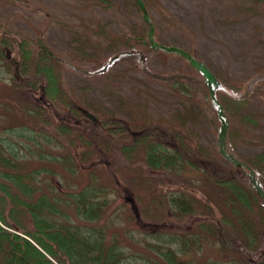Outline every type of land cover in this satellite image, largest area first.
Instances as JSON below:
<instances>
[{
    "label": "trees",
    "instance_id": "1",
    "mask_svg": "<svg viewBox=\"0 0 264 264\" xmlns=\"http://www.w3.org/2000/svg\"><path fill=\"white\" fill-rule=\"evenodd\" d=\"M135 5L142 12L136 1ZM144 6L149 17L147 23L142 12L143 21L148 25L146 32L106 38L108 48L123 46L120 54L125 59L131 57L133 51H138V44L153 48L148 33L152 28L155 41L154 21L148 13L149 5L144 3ZM177 28L181 30L178 25ZM10 35L13 36L6 27L0 26V62L12 73L8 85L3 87L14 96L25 88L30 89L31 94L30 100L24 102L15 97V103L7 99L5 111L10 112L15 121L24 120L21 128H26L34 137L37 131L27 128V122H39L45 127H52L53 123L42 105L53 104L60 110L66 108L69 114L61 115V120L54 117L57 132L38 131L42 138L48 139L45 143L52 140L54 142L51 143L57 144V138L61 137V158L34 152L30 159L42 164L61 160L62 175L64 169L66 174L80 171L87 184L84 188L83 184L76 185L78 191L72 192L71 188H58L50 178H42V174L53 176L54 172L43 165L26 169L27 157L18 155L14 142L0 140V223L31 240L0 226V264H54L53 261L57 264H264V249H261L264 243V202L242 177L243 170L225 159L223 162L226 164L222 165L204 153L189 133L174 128L168 120L127 121L109 113L102 117L91 113L98 120V124H94L82 113V109H86L71 102L61 89L60 74L56 69L60 60L43 47L41 39L33 42L20 40L19 60L15 63L9 61V46L14 45L8 38ZM173 46L180 48L176 44ZM61 66L64 68L62 62ZM18 70L23 80L17 79ZM168 83L178 91V95L187 86L177 76ZM36 90L41 91L42 103L32 94ZM245 94L250 95L248 89ZM224 97L227 99L229 96L224 93ZM248 97H232L227 105L232 101L242 105ZM254 117V113L248 111L241 114L248 124L255 123ZM28 118L31 119L26 120ZM78 120H81L80 126ZM182 122L180 119L179 123ZM14 129L15 126H9L0 128V131L6 132L5 136L9 138L10 131ZM142 129H147V132L135 137L130 134ZM34 138L32 147L38 144V137ZM168 138L172 142H167ZM42 145L40 142L37 147L41 149ZM113 146L117 147L115 154L123 156L127 162L128 169L138 168L143 172V164L146 172L154 176L159 193H162L157 195L152 191L150 196H157L145 199L146 193L140 191L144 177L123 173L122 168L127 167L124 163L123 166L103 165L99 160L108 156ZM243 163L253 170L264 189V155L257 154L253 160ZM80 164L87 166L80 167ZM97 168L104 172L97 175L100 184L94 185L92 178ZM187 169L195 174L190 179L184 177ZM194 171H200V175ZM167 180L170 183L165 185ZM105 188L114 190L118 198L107 199L103 194ZM117 200L118 207L124 212L126 225L131 229L137 226L138 233L144 237L141 243H145V247L140 244L137 251L131 249L140 241L127 239L121 232L119 234V227L113 222L112 218L117 219L113 213L116 210L113 201ZM15 203L22 207L18 212L12 209ZM163 205L168 207L165 212ZM19 212L25 214L24 219L20 220ZM139 219L144 227L138 224ZM28 223L30 229L27 228ZM150 237L158 242L150 241ZM207 241L218 245L221 256L203 252L192 261V256L196 255L195 252L200 253V247Z\"/></svg>",
    "mask_w": 264,
    "mask_h": 264
},
{
    "label": "rangeland",
    "instance_id": "2",
    "mask_svg": "<svg viewBox=\"0 0 264 264\" xmlns=\"http://www.w3.org/2000/svg\"><path fill=\"white\" fill-rule=\"evenodd\" d=\"M143 2L149 5L148 13L154 21L155 41L167 46L176 44L192 53L221 83L223 88L216 91V98L221 106L224 104L222 108L228 121L227 150L243 162L253 160L257 154L264 155V81H262L264 80V0H143ZM173 22H177L176 25H173ZM0 26L6 27L14 36L8 37L14 45L7 46L11 47L9 61L15 63L19 60L20 40L33 42L37 38L41 39L43 47L49 49L60 60V65L56 69L60 74L61 89L78 107L100 117L109 113L127 121L168 120L170 125L174 124H172L174 128L189 133L197 145L205 151L204 153L211 155L222 165L226 164L218 150L220 122L210 97L207 98L209 89L203 83V77L185 58L176 53L138 44V51H133L131 57L125 59L120 56L111 61L114 56L122 53L123 46L108 48L106 38H114L121 34L136 36L148 30L142 12L135 5L134 0H0ZM33 48L34 45L31 44V49ZM9 75L12 78L11 69L8 71L0 62L2 79L0 128L15 126V129L10 131L9 138L5 136L6 132L0 131L1 142L8 140L14 142L18 155L27 157L26 169L43 165L45 169L54 172L53 176H49V173L42 174V178H50L58 188L61 186L63 190L71 188V192L78 191L76 185L83 184L82 188H84L87 182L84 183L85 177L82 172L66 174L64 169L62 175L61 160L42 164L38 160L34 162V159H30L34 152L61 158V137L57 138L59 140L57 144L51 143L54 142L52 140L50 143H45L48 139L42 138L38 131L47 129L49 132H57L58 125L54 123V117L56 120H61V115L69 114L68 110L64 107L60 110L53 104L47 106L43 103L45 114L49 115L53 123L52 127H45L39 122H27V128H34L37 131L34 137H38L36 138L38 144L32 147L31 141L35 138L26 128L20 126L24 120L15 121L11 117L12 114L4 109L7 99L11 103L16 102L13 97L21 99L22 102L30 100V89L21 90L17 96L9 94L3 87L8 85ZM16 75L17 79L23 80L19 70ZM175 76L185 81L187 85L186 89L180 92L181 95H178V91L172 89L168 83ZM29 87H31L30 83ZM247 89L250 95L245 94ZM222 91L227 97L229 96L227 99ZM32 94L40 101L42 97L40 90L32 91ZM242 95L249 96L247 102L238 105L232 101L227 105L232 97L238 98ZM244 111L254 113L255 123L248 124L244 118H241ZM29 119L31 118L26 120ZM180 119L182 123H179ZM80 122L81 120L77 121L79 126ZM138 127L133 126V128ZM169 140L167 142H172ZM40 142L43 143L41 149L37 147ZM114 146L109 155L102 156L99 161L105 166L125 164L127 167L122 168L123 173L144 177L140 191L146 193L145 199L152 197L150 196L152 191L154 194H161L157 182L153 179L154 176L146 172L144 165L142 164L143 172L138 168L128 169L123 156L115 154L117 147ZM139 150L144 151L143 148ZM3 152L8 154L4 150ZM82 166L87 165L80 164V167ZM192 171L187 169L184 177L190 179L195 175ZM100 172L104 171L100 168L95 170L92 178L94 185L100 184V178L97 176ZM194 172L200 175V171ZM242 177L247 181L245 174ZM169 183L170 181L167 180L165 185ZM136 186H139V183ZM11 191L15 190L11 189ZM103 194L109 200L118 198L114 190L105 188ZM197 194L200 195L199 192ZM113 202L116 208L113 213L117 219H112L119 227V234L121 232L127 239L140 241L139 244H134L131 250L137 251L141 245L145 247V243H141L144 237L138 233V227L134 226L135 229L128 227L124 212L118 207V200ZM163 206L164 212L168 210L166 205ZM21 208L15 203L12 209L18 212ZM18 215L20 220L24 219V213L19 212ZM138 224L141 227L145 225L141 219L138 220ZM0 226L9 232L28 238L2 223ZM29 226L30 223L28 229ZM150 239L152 242L157 241L155 238L150 237ZM262 245L261 249H264V243ZM171 247L176 249L174 245ZM199 250L201 252H195L192 261L203 252L214 257L221 256L216 243L214 245L208 241L204 242ZM45 256L52 260L47 254ZM53 263L57 264L55 261Z\"/></svg>",
    "mask_w": 264,
    "mask_h": 264
},
{
    "label": "water",
    "instance_id": "3",
    "mask_svg": "<svg viewBox=\"0 0 264 264\" xmlns=\"http://www.w3.org/2000/svg\"><path fill=\"white\" fill-rule=\"evenodd\" d=\"M137 2V4L139 5L140 9L143 12V18L146 22H149V17L147 15V11L145 9L144 3L142 0H135ZM148 38L149 41L151 43V46L153 48L156 49H160L166 52H172V53H176L179 54L181 56H183L185 59L188 60V62L190 63V65L199 72V74L203 77V83L205 84V86L209 89V95L212 101V106L215 108L216 110V114H217V119L220 122V127L218 130V138H217V144H218V150L219 153L227 160L229 161L231 164H233L236 167L242 168L244 169L246 167V164H244L243 162L239 161L237 158H235L231 153H229L227 151L226 148V134H227V117L223 112V108L221 106V104L218 102L217 98H216V91L218 89H222V85L219 82V80L214 76V74L208 69V67L201 61L195 59L194 57H192L189 53H187L186 51L174 47V46H164L162 44H159L157 42L154 41L153 38V29L150 28L149 33H148ZM123 54H119L116 55L115 57L112 58L111 61L119 58L120 56H122ZM82 111L86 114V116L90 119H94V116L92 114H90L89 112H87L86 110ZM248 172H246V176L250 182L251 188L252 190L256 193V195L260 198V200H262L264 202V190L261 187V185L259 184L257 178L255 177V174L253 172L252 169L248 168Z\"/></svg>",
    "mask_w": 264,
    "mask_h": 264
},
{
    "label": "flooded vegetation",
    "instance_id": "4",
    "mask_svg": "<svg viewBox=\"0 0 264 264\" xmlns=\"http://www.w3.org/2000/svg\"><path fill=\"white\" fill-rule=\"evenodd\" d=\"M94 124H98V120L95 118L94 120H91ZM141 132H138V133H133V132H130V134H132L133 135V137H135V136H139V135H141V134H145L146 132H147V129H142V130H140ZM129 132V131H128ZM154 134V133H153ZM155 134H157V133H155ZM156 138V137H155ZM158 138V137H157ZM156 138V139H157ZM169 139V138H168ZM168 139H167V141H168ZM170 139H171V137H170ZM164 142H165V140H163Z\"/></svg>",
    "mask_w": 264,
    "mask_h": 264
}]
</instances>
